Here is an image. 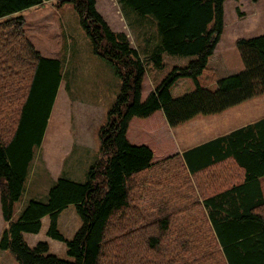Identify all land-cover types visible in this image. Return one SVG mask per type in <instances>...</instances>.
Returning <instances> with one entry per match:
<instances>
[{"label": "trees", "instance_id": "trees-1", "mask_svg": "<svg viewBox=\"0 0 264 264\" xmlns=\"http://www.w3.org/2000/svg\"><path fill=\"white\" fill-rule=\"evenodd\" d=\"M46 1L53 0H0V248L19 264H264V117L182 153L170 134L199 114L264 93L261 34L236 40L244 69L215 89L198 84L171 95L178 79L197 80L207 66L224 31L226 0H120L156 18L166 52L193 57L155 87L141 53L112 29L97 0H58L74 5L95 53L115 66L121 91L99 132L102 156L87 182L58 178L46 202L30 200L14 219L62 81L61 60L44 56L25 33L23 10ZM154 58L162 65L160 53ZM202 173L208 177L196 197L193 180ZM164 182L174 184V194L163 195L164 205L154 200L158 212L151 214L143 198ZM71 204L83 224L68 240L58 217ZM45 216L48 235L66 243L71 259L50 253L48 242L27 243L25 233H39Z\"/></svg>", "mask_w": 264, "mask_h": 264}, {"label": "rangeland", "instance_id": "rangeland-1", "mask_svg": "<svg viewBox=\"0 0 264 264\" xmlns=\"http://www.w3.org/2000/svg\"><path fill=\"white\" fill-rule=\"evenodd\" d=\"M58 2L46 1L22 12L26 19L25 33L35 47L44 56L61 60L62 81L42 145L36 147L25 191L15 203V220L30 200L46 202L49 190L58 178L87 182L91 168L102 156L99 132L106 124L108 112L122 86L115 66L95 53L92 40L82 26L74 5ZM97 9L113 30L125 32L132 45L139 50L145 60L150 86H158L174 66H186L193 58L170 54L163 49L162 36L153 15L140 14L120 0H97ZM224 21L220 42L202 74L197 80L192 77L178 79L170 88L173 97L193 92L198 84L215 89L219 79L244 69L236 40L264 34V0H226ZM158 53L162 56V65L154 58ZM263 117L264 93L221 113L199 114L172 128L170 134L176 145L191 148ZM207 177V173L194 176L196 197L201 196L199 181L203 179L204 182ZM169 182L147 189L150 194L145 195L142 203L151 214L158 212L152 208L154 200L164 205L163 195L174 194L175 186ZM199 213L194 216L202 224L204 220ZM1 217L0 229L4 222ZM174 218L185 220L179 215ZM176 220L174 228L178 225ZM82 224L73 204L59 214L58 229L68 240L74 238ZM49 225L50 217L45 216L39 233H25L27 243L35 246L40 241L48 242L50 253L71 259L66 243L48 235ZM0 264L19 263L10 250L0 248Z\"/></svg>", "mask_w": 264, "mask_h": 264}, {"label": "crops", "instance_id": "crops-1", "mask_svg": "<svg viewBox=\"0 0 264 264\" xmlns=\"http://www.w3.org/2000/svg\"><path fill=\"white\" fill-rule=\"evenodd\" d=\"M220 42V41H219ZM69 98V97H68ZM68 101H70L69 99H68ZM71 102V101H70ZM261 119V118H260ZM259 120V119H258ZM252 122H254V121H251V122H248V123H245V124H243V125H241V126H239V127H242V126H245V125H247V124H249V123H252ZM239 127H237V128H239ZM237 128H234V129H232V130H235V129H237ZM232 130H230V131H232ZM229 131V132H230ZM229 132H227V133H229ZM226 134V133H225ZM223 135V134H222ZM198 145V144H197ZM191 147H193V146H191ZM177 148H178V151L179 152H183L184 150H186V149H188V148H190V147H187V148H182L181 146H180V144H177ZM264 181V177L262 178V182ZM0 215L2 216L1 218L3 219V215H2V210H1V201H0ZM4 220V219H3ZM3 226H1L2 227V229H0V235H1V233H2V231H3V229H4V227H5V221L3 222V224H2Z\"/></svg>", "mask_w": 264, "mask_h": 264}]
</instances>
